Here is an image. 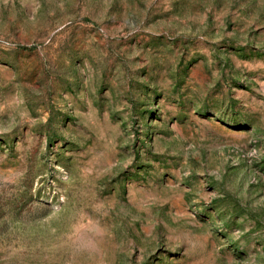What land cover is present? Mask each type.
Here are the masks:
<instances>
[{"label": "rangeland", "instance_id": "obj_1", "mask_svg": "<svg viewBox=\"0 0 264 264\" xmlns=\"http://www.w3.org/2000/svg\"><path fill=\"white\" fill-rule=\"evenodd\" d=\"M0 264H264V0H0Z\"/></svg>", "mask_w": 264, "mask_h": 264}]
</instances>
